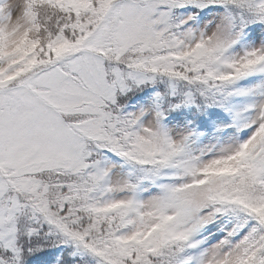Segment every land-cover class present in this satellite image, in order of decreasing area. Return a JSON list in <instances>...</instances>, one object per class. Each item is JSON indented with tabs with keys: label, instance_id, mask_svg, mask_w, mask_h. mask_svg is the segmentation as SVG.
Returning <instances> with one entry per match:
<instances>
[{
	"label": "snow or ice",
	"instance_id": "snow-or-ice-1",
	"mask_svg": "<svg viewBox=\"0 0 264 264\" xmlns=\"http://www.w3.org/2000/svg\"><path fill=\"white\" fill-rule=\"evenodd\" d=\"M0 264H264V0H0Z\"/></svg>",
	"mask_w": 264,
	"mask_h": 264
}]
</instances>
